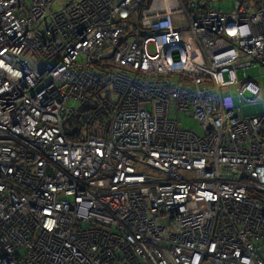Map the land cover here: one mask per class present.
Listing matches in <instances>:
<instances>
[{
	"label": "built area",
	"instance_id": "2783aa9c",
	"mask_svg": "<svg viewBox=\"0 0 264 264\" xmlns=\"http://www.w3.org/2000/svg\"><path fill=\"white\" fill-rule=\"evenodd\" d=\"M236 1L0 0V264H264V92L238 76L264 0Z\"/></svg>",
	"mask_w": 264,
	"mask_h": 264
},
{
	"label": "rangeland",
	"instance_id": "374dc122",
	"mask_svg": "<svg viewBox=\"0 0 264 264\" xmlns=\"http://www.w3.org/2000/svg\"><path fill=\"white\" fill-rule=\"evenodd\" d=\"M190 3L195 6H197V4L202 3L214 9L226 11V10H230L234 8V6H236L238 2L236 0H190ZM244 75L247 76V78L256 79L263 87V92H264V68L263 67L255 64L252 67L247 68L246 70H240L238 72V76L240 79H244ZM174 78L176 77L174 76ZM260 109H261L260 104L243 106V110L246 114L256 113ZM179 118L181 120L180 126H185L186 128L192 130L193 132L197 134L202 133L199 123L192 117L184 116V114L180 112Z\"/></svg>",
	"mask_w": 264,
	"mask_h": 264
},
{
	"label": "trees",
	"instance_id": "16d2710c",
	"mask_svg": "<svg viewBox=\"0 0 264 264\" xmlns=\"http://www.w3.org/2000/svg\"><path fill=\"white\" fill-rule=\"evenodd\" d=\"M72 122L74 121H70V125H72ZM76 127L77 130L74 131L73 135L71 136L70 139H78V137L82 134V130H87V127L85 125H83V123H76Z\"/></svg>",
	"mask_w": 264,
	"mask_h": 264
}]
</instances>
